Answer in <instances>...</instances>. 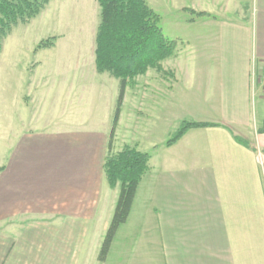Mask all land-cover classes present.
Wrapping results in <instances>:
<instances>
[{
    "label": "crops",
    "instance_id": "0c3cea01",
    "mask_svg": "<svg viewBox=\"0 0 264 264\" xmlns=\"http://www.w3.org/2000/svg\"><path fill=\"white\" fill-rule=\"evenodd\" d=\"M178 1L192 32L177 59L193 51L220 57L193 55L177 70L190 71L192 86L206 85L208 110L220 113L196 123L217 126L191 129L171 147L152 144L151 135L137 139L142 129L165 130L153 96L168 87L128 85L110 153L130 147L151 159L104 262L99 253L120 194L104 172L119 91L101 125L78 113L54 130L24 132L0 162V264H264L260 84L255 108L251 100L263 71L264 0Z\"/></svg>",
    "mask_w": 264,
    "mask_h": 264
},
{
    "label": "rangeland",
    "instance_id": "374dc122",
    "mask_svg": "<svg viewBox=\"0 0 264 264\" xmlns=\"http://www.w3.org/2000/svg\"><path fill=\"white\" fill-rule=\"evenodd\" d=\"M144 1L159 16L164 35L175 41L177 48L170 60L160 64L161 69L151 68L129 80L128 85L140 83L143 88L146 80L151 84H159L161 80L167 83V93L158 92L160 96H153L158 102L155 109L166 116L165 130L150 134L142 129L141 137L137 138L145 140L151 135L152 144L164 146L183 122L221 118L220 113L208 110L207 86H192L188 69H182L181 74L177 72L178 68L199 61L198 58L205 56L203 61L210 62L220 61V57L195 54L192 49L195 61H192V53L177 59L178 51L187 50L192 32L191 25L183 26L184 15L178 11L182 8L181 1ZM100 15L99 0H53L28 24H21L7 36L0 37V162L28 130H54L65 126L70 118L79 117L78 113H84L83 117L90 124L105 122L108 102L120 90L121 81L97 70ZM52 39L54 47L36 51L42 41ZM254 43L251 38L250 51ZM188 56L189 59H184ZM251 60L253 62V58ZM259 87L256 76L251 85L253 108L258 101ZM129 100L130 105L136 101ZM256 113H264V103L257 102ZM262 167L264 161L259 166L261 174Z\"/></svg>",
    "mask_w": 264,
    "mask_h": 264
},
{
    "label": "trees",
    "instance_id": "16d2710c",
    "mask_svg": "<svg viewBox=\"0 0 264 264\" xmlns=\"http://www.w3.org/2000/svg\"><path fill=\"white\" fill-rule=\"evenodd\" d=\"M53 0H0V37L13 28L28 24ZM101 22L96 38V66L100 73L119 79L120 90L109 139V155L104 164L105 178L111 188L120 187L116 208L105 234L99 261H106L119 228L130 216L143 176L149 170L151 155L126 147L111 154L115 131L119 122L125 90L129 80L145 74L149 69H161V63L175 54L176 42L168 39L160 26L159 16L144 0H99ZM1 39V38H0ZM42 41L36 51L54 47L53 41ZM210 123L183 122L169 139L171 147L191 129L216 127ZM259 134H264V121ZM237 141L247 147L242 139Z\"/></svg>",
    "mask_w": 264,
    "mask_h": 264
},
{
    "label": "built area",
    "instance_id": "2783aa9c",
    "mask_svg": "<svg viewBox=\"0 0 264 264\" xmlns=\"http://www.w3.org/2000/svg\"><path fill=\"white\" fill-rule=\"evenodd\" d=\"M262 65H264V61H263ZM257 82H258V84H260L262 86V88H264V67H263V71H261L259 76L257 77Z\"/></svg>",
    "mask_w": 264,
    "mask_h": 264
}]
</instances>
